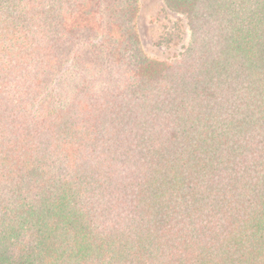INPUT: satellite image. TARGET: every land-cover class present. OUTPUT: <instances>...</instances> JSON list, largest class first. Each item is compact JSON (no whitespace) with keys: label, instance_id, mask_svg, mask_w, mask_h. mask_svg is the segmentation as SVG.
Segmentation results:
<instances>
[{"label":"trees","instance_id":"trees-1","mask_svg":"<svg viewBox=\"0 0 264 264\" xmlns=\"http://www.w3.org/2000/svg\"><path fill=\"white\" fill-rule=\"evenodd\" d=\"M0 0V264H264V0Z\"/></svg>","mask_w":264,"mask_h":264},{"label":"rangeland","instance_id":"rangeland-1","mask_svg":"<svg viewBox=\"0 0 264 264\" xmlns=\"http://www.w3.org/2000/svg\"><path fill=\"white\" fill-rule=\"evenodd\" d=\"M135 19L141 49L150 58L169 61L179 57L190 41L186 18L169 10L163 0H137Z\"/></svg>","mask_w":264,"mask_h":264}]
</instances>
